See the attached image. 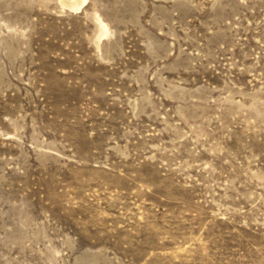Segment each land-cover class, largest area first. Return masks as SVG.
I'll return each mask as SVG.
<instances>
[{
	"label": "rangeland",
	"instance_id": "rangeland-1",
	"mask_svg": "<svg viewBox=\"0 0 264 264\" xmlns=\"http://www.w3.org/2000/svg\"><path fill=\"white\" fill-rule=\"evenodd\" d=\"M82 1L0 0V264H264V0Z\"/></svg>",
	"mask_w": 264,
	"mask_h": 264
},
{
	"label": "bare ground",
	"instance_id": "bare-ground-1",
	"mask_svg": "<svg viewBox=\"0 0 264 264\" xmlns=\"http://www.w3.org/2000/svg\"><path fill=\"white\" fill-rule=\"evenodd\" d=\"M81 1V0H80ZM84 1H86V0H83L82 2H84ZM87 2V1H86ZM86 2H84L85 3V5H86ZM84 3H83V5H84ZM81 2H75V3H73L72 5H71V7H73L74 8V11H76V9H78V10H80V7H82L81 6ZM85 7V6H84ZM69 8H70V6H69ZM71 9V8H70Z\"/></svg>",
	"mask_w": 264,
	"mask_h": 264
}]
</instances>
